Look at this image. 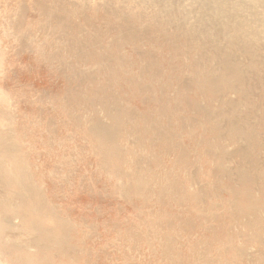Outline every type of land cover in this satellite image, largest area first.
<instances>
[{"label":"bare ground","instance_id":"1","mask_svg":"<svg viewBox=\"0 0 264 264\" xmlns=\"http://www.w3.org/2000/svg\"><path fill=\"white\" fill-rule=\"evenodd\" d=\"M16 4L8 35L65 84L61 94L38 98L58 105L99 166L116 173L124 197L158 206L171 263L183 264L178 237L204 220L211 238L199 241L201 251L215 239L242 260L246 244L235 242L232 228L242 224L247 242L250 230L264 231V0ZM9 131L0 127V236L33 256L43 248L74 252L73 223L31 178ZM193 162L198 170L190 174ZM224 229L228 236L218 237Z\"/></svg>","mask_w":264,"mask_h":264},{"label":"rangeland","instance_id":"2","mask_svg":"<svg viewBox=\"0 0 264 264\" xmlns=\"http://www.w3.org/2000/svg\"><path fill=\"white\" fill-rule=\"evenodd\" d=\"M17 1L0 0V127L10 128L12 140L14 137L22 143L24 163L31 178L41 186L58 213L73 223L71 233L76 250L62 255L53 248H43L33 256L27 254V249L8 245L0 236V264H172L170 255L163 250L165 226L154 213L158 206L146 205L136 195L124 197L116 173L99 166L96 153L72 131L71 122L63 120L58 105L40 100L49 92L61 94L65 84L47 69L37 53L24 49L18 53L19 46L7 33V20L12 19ZM25 21H29L28 15ZM39 94L43 96L38 98ZM132 101L139 105L135 99ZM7 108L11 111L9 121L2 110ZM134 140L135 136L130 135L128 142ZM209 149L219 158L216 147ZM262 154L264 157V149ZM195 155L193 152L191 157ZM149 157L150 152L143 158V165ZM236 161L231 160L230 165L233 167ZM8 164L23 171L19 162ZM198 164H189L190 174H195ZM214 166L212 162L211 167ZM208 177L214 178L213 172ZM203 183L201 179L194 187L202 188ZM190 209L197 221L194 206ZM224 211L225 208L218 209L219 213ZM225 229L218 230L217 236H228ZM232 232L237 244H246L242 260L234 258L227 247H219L215 239L207 251H201L205 248L199 246V241L211 238L205 220L194 225L191 233L185 230L178 237L177 255L183 264H264V231L250 230V242L244 237L242 224L232 228ZM231 250L235 252L234 248ZM216 258L223 262L218 263Z\"/></svg>","mask_w":264,"mask_h":264}]
</instances>
